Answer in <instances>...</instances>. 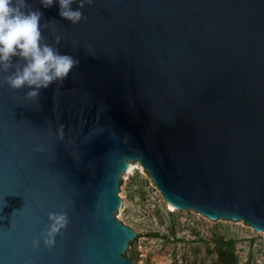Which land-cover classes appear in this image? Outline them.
Returning <instances> with one entry per match:
<instances>
[{
	"label": "water",
	"instance_id": "95a60500",
	"mask_svg": "<svg viewBox=\"0 0 264 264\" xmlns=\"http://www.w3.org/2000/svg\"><path fill=\"white\" fill-rule=\"evenodd\" d=\"M29 4L79 63L37 101L0 84V264H139L137 166L183 216L264 233V0H94L75 25Z\"/></svg>",
	"mask_w": 264,
	"mask_h": 264
},
{
	"label": "rangeland",
	"instance_id": "374dc122",
	"mask_svg": "<svg viewBox=\"0 0 264 264\" xmlns=\"http://www.w3.org/2000/svg\"><path fill=\"white\" fill-rule=\"evenodd\" d=\"M118 217L142 236L131 249L139 264H264V233L249 225H215L171 208L137 166L123 182Z\"/></svg>",
	"mask_w": 264,
	"mask_h": 264
},
{
	"label": "clouds",
	"instance_id": "9594fccd",
	"mask_svg": "<svg viewBox=\"0 0 264 264\" xmlns=\"http://www.w3.org/2000/svg\"><path fill=\"white\" fill-rule=\"evenodd\" d=\"M93 3L94 0H39L44 9L58 5V15L73 25L84 18L81 9ZM73 4H78L75 10ZM42 19L43 13L32 8L29 0H0V84L14 90L26 87L29 89L26 98L35 101L42 89L65 81L79 63L75 57L62 54L44 40ZM59 39L57 36L56 43ZM35 151L42 153L45 148L38 146ZM3 197L0 196V209L5 206ZM48 220L50 223L40 232L39 239L32 240L33 247H38L40 241L53 247L56 235L69 222L63 207L59 212L48 213Z\"/></svg>",
	"mask_w": 264,
	"mask_h": 264
},
{
	"label": "bare ground",
	"instance_id": "6f19581e",
	"mask_svg": "<svg viewBox=\"0 0 264 264\" xmlns=\"http://www.w3.org/2000/svg\"><path fill=\"white\" fill-rule=\"evenodd\" d=\"M171 208H174L170 203H168Z\"/></svg>",
	"mask_w": 264,
	"mask_h": 264
}]
</instances>
